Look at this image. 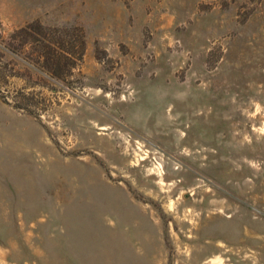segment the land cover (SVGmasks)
Here are the masks:
<instances>
[{"label": "rangeland", "instance_id": "374dc122", "mask_svg": "<svg viewBox=\"0 0 264 264\" xmlns=\"http://www.w3.org/2000/svg\"><path fill=\"white\" fill-rule=\"evenodd\" d=\"M0 264H264V0H0Z\"/></svg>", "mask_w": 264, "mask_h": 264}, {"label": "trees", "instance_id": "16d2710c", "mask_svg": "<svg viewBox=\"0 0 264 264\" xmlns=\"http://www.w3.org/2000/svg\"><path fill=\"white\" fill-rule=\"evenodd\" d=\"M38 26L41 27L36 22L28 23V24L20 27L19 31L22 32V33L23 32L24 33H28V31H30V32H33L36 35H41L42 32H40V28ZM43 47L47 48V49H52L51 47H49V44H45ZM44 53H45L46 56H48L46 51ZM46 56L44 57L45 62L48 59ZM43 66H44L45 69H47V70L49 69L48 68V64L45 63Z\"/></svg>", "mask_w": 264, "mask_h": 264}, {"label": "bare ground", "instance_id": "6f19581e", "mask_svg": "<svg viewBox=\"0 0 264 264\" xmlns=\"http://www.w3.org/2000/svg\"><path fill=\"white\" fill-rule=\"evenodd\" d=\"M7 120V119H6ZM18 121V120H17Z\"/></svg>", "mask_w": 264, "mask_h": 264}]
</instances>
